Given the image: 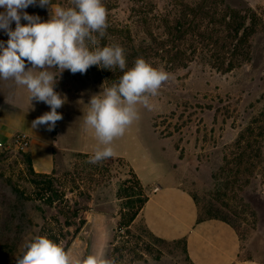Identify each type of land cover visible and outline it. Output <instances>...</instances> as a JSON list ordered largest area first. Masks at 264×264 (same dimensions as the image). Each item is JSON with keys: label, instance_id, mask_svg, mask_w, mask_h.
<instances>
[{"label": "rangeland", "instance_id": "obj_1", "mask_svg": "<svg viewBox=\"0 0 264 264\" xmlns=\"http://www.w3.org/2000/svg\"><path fill=\"white\" fill-rule=\"evenodd\" d=\"M145 1L154 11L163 12L175 2L195 0ZM102 2L108 25L117 29L131 26L135 43L136 27L128 15L137 2ZM217 2L242 18L246 36L240 54L244 52V58L239 56L238 65L228 72L217 71L201 60L176 69L160 64L158 67L171 74L169 80L150 97V108L137 105L138 119L112 147L114 152L139 162L143 151L157 148L148 134L150 120L158 137L166 141L175 181L190 191L199 217L229 223L240 238V258L264 264V5L251 7L246 0ZM57 5L69 7L71 0H51L50 7H40L37 2L24 11L46 21ZM21 23L27 21L22 19ZM11 27L15 28L14 22ZM7 40V34L0 30V41ZM223 53L222 48L219 55ZM14 84L0 80L2 112L11 110L6 99ZM102 86H111V82L101 68L92 66L85 74L64 70L55 90L62 87L73 91L78 99H91ZM23 107L21 104L12 113L23 115ZM87 109L88 101L73 111L77 127ZM84 132L89 134L90 142L83 138L86 145H99L91 130ZM10 142L0 145V264H16V256L37 235L62 242L74 259L84 258L86 223L92 224L90 254L114 259L117 264H190L182 241L157 240L143 227L139 215L119 227L136 211L135 202L142 198L139 193H144L124 161L109 158L91 164V155H76L66 163L56 161L52 173L34 176L23 157L27 152L16 150ZM79 142L74 138L73 146Z\"/></svg>", "mask_w": 264, "mask_h": 264}, {"label": "clouds", "instance_id": "obj_2", "mask_svg": "<svg viewBox=\"0 0 264 264\" xmlns=\"http://www.w3.org/2000/svg\"><path fill=\"white\" fill-rule=\"evenodd\" d=\"M37 2L40 7L51 5V0H0V8L4 9L0 12V30L8 36L6 42L0 41V80H11L25 88L30 102L48 105L50 111L33 120L32 127L46 126L52 131L63 119L57 109L66 103V97L55 88L64 70L85 74L92 66L110 71L118 68L123 73L119 80L92 95L87 112L82 115L85 131L91 130L99 143L88 162L99 164L115 155L113 141L138 119L137 105L150 108V97L158 94L171 74L142 57L128 68L121 45L100 46L109 26L102 0H71L69 7L57 5L46 21L24 11ZM22 19L27 23L22 24ZM16 264L117 262L98 254L74 259L62 242L37 235L16 256Z\"/></svg>", "mask_w": 264, "mask_h": 264}, {"label": "crops", "instance_id": "obj_3", "mask_svg": "<svg viewBox=\"0 0 264 264\" xmlns=\"http://www.w3.org/2000/svg\"><path fill=\"white\" fill-rule=\"evenodd\" d=\"M249 6H263L264 1L246 0ZM66 97V103L59 109L63 116L54 130L46 126L32 127V121L50 107L43 102H30L29 93L22 86L14 84L11 96L10 112H2L0 103V145L9 143L15 133H23L29 138L26 152L30 157L35 173L49 174L56 169L58 162L66 163L76 155H92L96 148L85 144L89 134L84 132L83 123L72 116L76 106L90 101L84 96L78 99L73 91L62 87L58 91ZM10 99V100H9ZM23 104V115L16 116V110ZM7 106V105H6ZM148 134L156 144L155 150L143 151L134 162L120 153L114 152L112 159L124 161L132 170L142 186L147 200L140 210V219L146 229L156 238L167 242L182 241L187 260L190 264H263L255 259H241V242L236 230L219 218H200L197 203L182 184L173 177L170 151L165 142L150 125ZM74 138L79 139L78 146H73ZM84 138V139H83Z\"/></svg>", "mask_w": 264, "mask_h": 264}, {"label": "trees", "instance_id": "obj_4", "mask_svg": "<svg viewBox=\"0 0 264 264\" xmlns=\"http://www.w3.org/2000/svg\"><path fill=\"white\" fill-rule=\"evenodd\" d=\"M135 3L128 15L132 27H136L135 43L131 26L126 24L119 29L109 24L106 36L100 41V46L112 42L121 45L128 68L134 65L137 58L142 57L154 67L162 64L167 69L184 68L194 60H201L212 65L217 71L228 72L238 65V57L244 55V52L240 54V45L246 36L242 18L227 6L219 7L220 2L217 0L186 1L182 4L175 2L172 8L163 12L154 11L152 4L145 0H135ZM234 39L237 40L236 44L232 42ZM187 47L190 50H187ZM222 48L225 53L219 55ZM102 70L104 77L111 84L117 82L123 74L118 68L112 71ZM23 157L30 174L41 176L34 173L29 155L24 153ZM129 173L144 192L131 169ZM139 195L142 198L135 202L138 203L136 211L130 214L127 221L119 223V227L127 226V223H132L136 216L140 215L147 197L145 193ZM148 233L151 234L149 231Z\"/></svg>", "mask_w": 264, "mask_h": 264}, {"label": "built area", "instance_id": "obj_5", "mask_svg": "<svg viewBox=\"0 0 264 264\" xmlns=\"http://www.w3.org/2000/svg\"><path fill=\"white\" fill-rule=\"evenodd\" d=\"M10 143L16 150L26 151L29 147V138L23 133H15Z\"/></svg>", "mask_w": 264, "mask_h": 264}, {"label": "water", "instance_id": "obj_6", "mask_svg": "<svg viewBox=\"0 0 264 264\" xmlns=\"http://www.w3.org/2000/svg\"><path fill=\"white\" fill-rule=\"evenodd\" d=\"M92 224L86 223L83 227V233L87 236V246L84 257L91 253L92 241H93V233H92Z\"/></svg>", "mask_w": 264, "mask_h": 264}]
</instances>
